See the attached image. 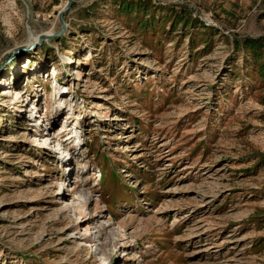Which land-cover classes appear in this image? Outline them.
<instances>
[{
  "label": "rangeland",
  "instance_id": "374dc122",
  "mask_svg": "<svg viewBox=\"0 0 264 264\" xmlns=\"http://www.w3.org/2000/svg\"><path fill=\"white\" fill-rule=\"evenodd\" d=\"M67 2L0 0V264H264V0H72L38 43Z\"/></svg>",
  "mask_w": 264,
  "mask_h": 264
},
{
  "label": "water",
  "instance_id": "95a60500",
  "mask_svg": "<svg viewBox=\"0 0 264 264\" xmlns=\"http://www.w3.org/2000/svg\"><path fill=\"white\" fill-rule=\"evenodd\" d=\"M71 4H72V0H68L67 4L64 6V8L58 14V21H59V23L61 25L60 32H58V33H52V34H43V35H41L39 37L38 43H41L42 40L51 39L53 37H58L60 34H62L64 32V30H65L64 15L70 9ZM35 45H31L29 48H33V47H35Z\"/></svg>",
  "mask_w": 264,
  "mask_h": 264
},
{
  "label": "trees",
  "instance_id": "16d2710c",
  "mask_svg": "<svg viewBox=\"0 0 264 264\" xmlns=\"http://www.w3.org/2000/svg\"><path fill=\"white\" fill-rule=\"evenodd\" d=\"M122 3H123L122 7L127 5V8H129V6H130L129 4H127L125 2H122ZM244 44H245L246 48L250 49L251 51L254 50L257 47H264V41H262V39H257V40L245 39L244 40Z\"/></svg>",
  "mask_w": 264,
  "mask_h": 264
},
{
  "label": "bare ground",
  "instance_id": "6f19581e",
  "mask_svg": "<svg viewBox=\"0 0 264 264\" xmlns=\"http://www.w3.org/2000/svg\"><path fill=\"white\" fill-rule=\"evenodd\" d=\"M53 78H54V77H53ZM53 81H54V80H53ZM54 83H55V82H54ZM63 133H64V132H63ZM65 139H66V138H65ZM65 139H64V140H65ZM73 142H75V141H73ZM68 143H69V142H68ZM69 144H71V143H69ZM75 145L78 146V145H79V142L76 141V144H75ZM61 151H62V150H61ZM62 152H63V155H65L66 153H68L67 151H64V150H63ZM65 158H68V157L66 156ZM63 159H64V158H63Z\"/></svg>",
  "mask_w": 264,
  "mask_h": 264
}]
</instances>
